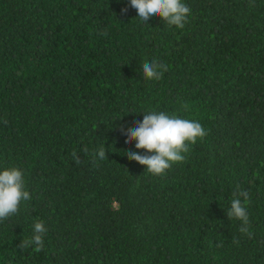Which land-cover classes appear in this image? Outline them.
Instances as JSON below:
<instances>
[{
  "label": "trees",
  "instance_id": "1",
  "mask_svg": "<svg viewBox=\"0 0 264 264\" xmlns=\"http://www.w3.org/2000/svg\"><path fill=\"white\" fill-rule=\"evenodd\" d=\"M182 2L179 29L129 0H0V170L31 196L0 221V264H264V0ZM149 111L207 132L164 175L126 156ZM36 221L43 250L20 248Z\"/></svg>",
  "mask_w": 264,
  "mask_h": 264
},
{
  "label": "clouds",
  "instance_id": "2",
  "mask_svg": "<svg viewBox=\"0 0 264 264\" xmlns=\"http://www.w3.org/2000/svg\"><path fill=\"white\" fill-rule=\"evenodd\" d=\"M137 11V17L144 23H148L150 18L159 16L164 23L169 26L183 29L190 15V7L182 0H129V5ZM128 6L121 9V13L126 14ZM107 35L106 32L101 33ZM168 70V66L158 63L156 60L142 64V72L148 80H160L163 72ZM187 108V105H185ZM142 120L133 122L134 127L125 129L121 127V133L125 135V144L131 145L135 141L136 149L145 150V154L128 150L126 156L129 160L139 162L146 166L147 172L152 175H164L173 164L186 160L184 154L190 150V145L203 141L207 132L198 121L182 119L176 115H169L165 112L149 111L143 112ZM84 151H87L85 148ZM72 157L75 163H80V158L74 151ZM99 159L106 157L105 148L98 151ZM95 162V161H94ZM230 209L227 211L228 218H236L242 222L239 231L251 237L249 232V216L245 205L249 202V193L237 191L233 194ZM239 197L244 198L241 202ZM31 199L30 193L26 190L23 171L18 167L4 168L0 170V221L17 215L20 211L21 203ZM47 229L42 221H36L33 225V236L28 240L21 241L19 247L27 248L33 246V250L40 252L44 247L43 234ZM234 243L239 244V240L234 238ZM222 244H217L221 247Z\"/></svg>",
  "mask_w": 264,
  "mask_h": 264
}]
</instances>
